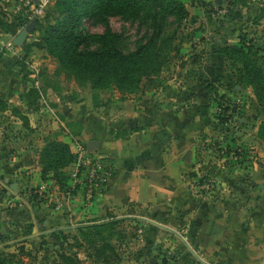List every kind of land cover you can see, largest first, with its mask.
Returning <instances> with one entry per match:
<instances>
[{
    "label": "rangeland",
    "instance_id": "1",
    "mask_svg": "<svg viewBox=\"0 0 264 264\" xmlns=\"http://www.w3.org/2000/svg\"><path fill=\"white\" fill-rule=\"evenodd\" d=\"M60 1L46 0L39 29L23 46L26 85L0 93V252L9 257L7 264H58L61 256L75 264H221L216 254L223 256L228 244V219L242 213L232 227L242 235L246 213L255 209L248 170L254 164L264 169V142L258 138L264 111L251 87L229 82L236 64L223 48L245 35L263 46L264 58V0H178L188 12L182 19L152 7L137 18H83L85 35L117 34L125 55L148 41L156 44L160 73L134 93L112 85L93 89L88 79L58 64L44 38L64 19ZM87 49L97 46L86 42L79 48ZM228 106L235 107L234 117L221 128L219 116ZM153 109L158 115L163 109L184 112L187 129L194 131L191 143L179 150L186 164L181 189L153 208L127 211L133 218L100 235L76 230L81 226H44L55 216L49 211L70 193L75 168V161L64 169L48 167L41 159L48 143L61 142L74 156L86 147L80 137L99 141ZM145 168L152 170L147 163Z\"/></svg>",
    "mask_w": 264,
    "mask_h": 264
},
{
    "label": "crops",
    "instance_id": "2",
    "mask_svg": "<svg viewBox=\"0 0 264 264\" xmlns=\"http://www.w3.org/2000/svg\"><path fill=\"white\" fill-rule=\"evenodd\" d=\"M21 27L17 17L0 1V93H9L26 85V79L18 71L15 59H22L23 46L29 43L31 34L25 37L21 46L15 45V40L23 31ZM258 109L261 111L260 107ZM163 111H166L164 115H158L159 112L153 109L144 118L124 121L127 127H118L119 132L114 135L100 136L97 150L100 155L109 157L115 167L106 188L90 202L84 201L81 192L63 196L62 204L49 211L55 216L47 218L43 225L59 230H74L77 226L129 219L133 217L127 211L153 208L174 196L181 189L180 174L184 173L186 167L184 162L181 164L179 161V150L191 143L194 131L192 128L187 129L184 112L171 115L167 110ZM183 117L184 120H181ZM131 124H134L133 131L127 129ZM98 130L102 131L103 128L99 127ZM80 140L84 141V145L88 142L84 136ZM161 146L164 148L162 153L158 150ZM260 150L264 152V148L260 147ZM146 163L152 166V170H146ZM248 178V185H252L249 195H254L255 200H249V203H254L255 209L246 213V228L242 235L232 228L238 226L242 213L231 221L228 219L227 228H231L226 233L228 244L223 256L216 254L221 264H264L262 166L254 164L248 170ZM246 207L250 209L251 204Z\"/></svg>",
    "mask_w": 264,
    "mask_h": 264
},
{
    "label": "trees",
    "instance_id": "3",
    "mask_svg": "<svg viewBox=\"0 0 264 264\" xmlns=\"http://www.w3.org/2000/svg\"><path fill=\"white\" fill-rule=\"evenodd\" d=\"M60 13L64 19L57 22L46 32L44 43L58 64L68 73L80 79H88L96 90L115 86L122 93H134L140 89L143 81L153 84V77L160 73L163 64L157 52L156 44L148 41L136 52L125 55L119 48V36L105 32L101 35L84 34L81 21L85 17L121 16L137 18L146 7L158 9L176 19L188 14L185 6L178 0H61ZM158 12H155L157 14ZM39 23L36 29H39ZM240 37L237 45L226 46V58L236 64L234 74L229 82L234 86H248L253 89L257 103L264 111V58L258 41ZM246 41V42H245ZM90 42L97 46L94 51L79 50L83 43ZM23 59L16 58L18 71L24 77ZM235 107L223 108L219 116L220 127L232 120ZM258 138L264 141V118L259 125ZM41 159L48 167L64 169L75 161L69 147L61 142H49L41 153ZM50 165V166H49ZM71 195L76 194L70 192ZM126 219H113L107 222L81 226L76 230H92L99 235L114 229ZM0 264L11 263L8 256L0 252ZM58 264H75L69 257L61 256Z\"/></svg>",
    "mask_w": 264,
    "mask_h": 264
},
{
    "label": "built area",
    "instance_id": "4",
    "mask_svg": "<svg viewBox=\"0 0 264 264\" xmlns=\"http://www.w3.org/2000/svg\"><path fill=\"white\" fill-rule=\"evenodd\" d=\"M10 13L17 17L24 30L30 22L40 21L46 0H0ZM74 174L70 192H81L84 201L90 202L100 195L112 177L115 167L109 157L78 147L74 153ZM71 194V193H68Z\"/></svg>",
    "mask_w": 264,
    "mask_h": 264
},
{
    "label": "water",
    "instance_id": "5",
    "mask_svg": "<svg viewBox=\"0 0 264 264\" xmlns=\"http://www.w3.org/2000/svg\"><path fill=\"white\" fill-rule=\"evenodd\" d=\"M34 30H36V22L32 21L29 23V25L20 33V35L18 36V38L15 40V45L17 46H21L23 40L25 39V37L28 34H31V32H33ZM262 110V109H261ZM263 111V110H262ZM100 146V143L98 141H89L86 143V148L90 151V152H94L95 150H97ZM188 154H186L185 156H187ZM11 189L13 191L17 190V186L16 185H11L10 186ZM141 220H145V219H141ZM148 221V220H145ZM149 222V221H148ZM152 223V222H151ZM162 228H165L164 226L158 225ZM193 254V253H192ZM196 259L198 260V258L196 257ZM200 261V260H199Z\"/></svg>",
    "mask_w": 264,
    "mask_h": 264
}]
</instances>
